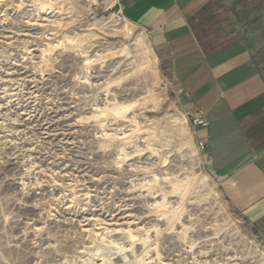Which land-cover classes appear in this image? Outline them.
I'll list each match as a JSON object with an SVG mask.
<instances>
[{"label": "rangeland", "instance_id": "374dc122", "mask_svg": "<svg viewBox=\"0 0 264 264\" xmlns=\"http://www.w3.org/2000/svg\"><path fill=\"white\" fill-rule=\"evenodd\" d=\"M0 264H264L143 29L0 0Z\"/></svg>", "mask_w": 264, "mask_h": 264}, {"label": "crops", "instance_id": "0c3cea01", "mask_svg": "<svg viewBox=\"0 0 264 264\" xmlns=\"http://www.w3.org/2000/svg\"><path fill=\"white\" fill-rule=\"evenodd\" d=\"M227 203L264 237V0H120Z\"/></svg>", "mask_w": 264, "mask_h": 264}, {"label": "built area", "instance_id": "2783aa9c", "mask_svg": "<svg viewBox=\"0 0 264 264\" xmlns=\"http://www.w3.org/2000/svg\"><path fill=\"white\" fill-rule=\"evenodd\" d=\"M81 3L89 10V13H104L112 11L118 19L123 17L121 11L120 0H80ZM188 121L191 127H206L208 125L204 114L201 111L188 116ZM197 148L202 150L204 148L203 141L196 142Z\"/></svg>", "mask_w": 264, "mask_h": 264}]
</instances>
